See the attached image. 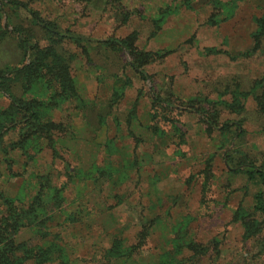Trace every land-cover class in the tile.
Wrapping results in <instances>:
<instances>
[{"label": "rangeland", "instance_id": "obj_1", "mask_svg": "<svg viewBox=\"0 0 264 264\" xmlns=\"http://www.w3.org/2000/svg\"><path fill=\"white\" fill-rule=\"evenodd\" d=\"M263 25L264 0H0V80L33 64L0 91L10 264H264L236 173L264 171Z\"/></svg>", "mask_w": 264, "mask_h": 264}, {"label": "trees", "instance_id": "obj_2", "mask_svg": "<svg viewBox=\"0 0 264 264\" xmlns=\"http://www.w3.org/2000/svg\"><path fill=\"white\" fill-rule=\"evenodd\" d=\"M16 5V4H15ZM26 12L30 15L33 24L39 28L41 31H43L44 33H48L50 36L52 37H57L59 36V32L57 29V26L51 23L46 22L45 20H43L40 15L37 12H33L32 10L28 9L26 10ZM263 30H264V25H263ZM16 33L18 34V38H21V30L16 29L15 30ZM264 34V33H262ZM31 35H26L25 39L23 38V44L25 45V43L31 45V48L34 50V55H36L35 53V49L37 46V44L35 43L34 45H32L31 43H33L31 41ZM74 41H80L79 37H74ZM104 44H106V46L108 47H115V48H120V49H125L127 51H130L131 49V45L127 40H123V39H108L104 42ZM33 64H30V66H32ZM28 67H23L21 70L17 71L14 78L12 79V82L18 81L20 78L22 77H28L31 68ZM138 75L143 78V72L142 71H137ZM0 79H2V76H0ZM9 81L7 80H0V91H8L10 85ZM23 110L21 112H19V110H17V112L19 113V115H21L22 119L25 121L26 127L28 129H36V123L38 122V118H39V114L37 111H35L33 108L28 107V106H24V108H22ZM11 117V114L9 115ZM237 174H241L246 178V181L249 183H259L261 186L264 187V171L263 170H258L252 167L249 168H240L239 170H237L236 172ZM253 211L262 219L264 220V192L263 191H259L255 196H254V205H253ZM0 264H10L5 252H0Z\"/></svg>", "mask_w": 264, "mask_h": 264}]
</instances>
